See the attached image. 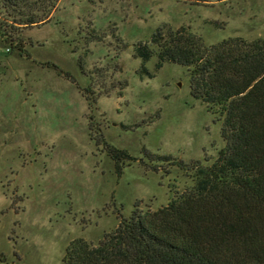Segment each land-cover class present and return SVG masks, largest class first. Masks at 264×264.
Segmentation results:
<instances>
[{"label":"rangeland","instance_id":"rangeland-1","mask_svg":"<svg viewBox=\"0 0 264 264\" xmlns=\"http://www.w3.org/2000/svg\"><path fill=\"white\" fill-rule=\"evenodd\" d=\"M6 28L0 264H61L70 242L96 246L135 205L166 206L192 186L188 166L210 165L225 146L187 68L156 69L135 47L158 29L185 28L206 45L264 39V0H60L49 22ZM99 135L129 155L120 168Z\"/></svg>","mask_w":264,"mask_h":264},{"label":"trees","instance_id":"trees-1","mask_svg":"<svg viewBox=\"0 0 264 264\" xmlns=\"http://www.w3.org/2000/svg\"><path fill=\"white\" fill-rule=\"evenodd\" d=\"M59 1L0 0V35L9 37L6 27L49 22ZM11 46L22 50L20 43ZM134 56L156 57V69L186 67L191 95L221 120L225 146L210 165H187L192 186L166 206L135 205L96 246L70 242L61 264H264V39L206 45L188 29H158ZM96 144H104L117 168L130 158L100 135Z\"/></svg>","mask_w":264,"mask_h":264},{"label":"built area","instance_id":"built-area-1","mask_svg":"<svg viewBox=\"0 0 264 264\" xmlns=\"http://www.w3.org/2000/svg\"><path fill=\"white\" fill-rule=\"evenodd\" d=\"M7 51H9V49H7Z\"/></svg>","mask_w":264,"mask_h":264}]
</instances>
